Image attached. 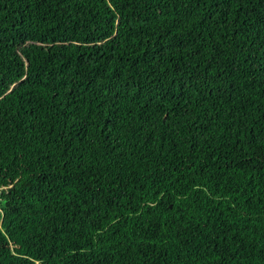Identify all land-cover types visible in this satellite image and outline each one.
Wrapping results in <instances>:
<instances>
[{"label":"trees","instance_id":"obj_1","mask_svg":"<svg viewBox=\"0 0 264 264\" xmlns=\"http://www.w3.org/2000/svg\"><path fill=\"white\" fill-rule=\"evenodd\" d=\"M0 264H264V0H0Z\"/></svg>","mask_w":264,"mask_h":264}]
</instances>
